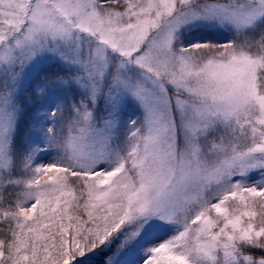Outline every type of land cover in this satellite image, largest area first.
Returning <instances> with one entry per match:
<instances>
[{
    "label": "snow or ice",
    "instance_id": "obj_1",
    "mask_svg": "<svg viewBox=\"0 0 264 264\" xmlns=\"http://www.w3.org/2000/svg\"><path fill=\"white\" fill-rule=\"evenodd\" d=\"M0 264H264V0H0Z\"/></svg>",
    "mask_w": 264,
    "mask_h": 264
}]
</instances>
